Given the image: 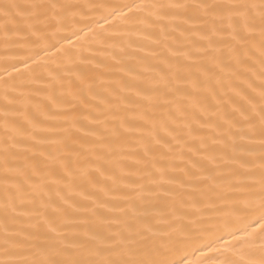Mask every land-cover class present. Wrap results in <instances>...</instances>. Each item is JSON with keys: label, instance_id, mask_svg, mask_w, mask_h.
<instances>
[{"label": "snow or ice", "instance_id": "snow-or-ice-1", "mask_svg": "<svg viewBox=\"0 0 264 264\" xmlns=\"http://www.w3.org/2000/svg\"><path fill=\"white\" fill-rule=\"evenodd\" d=\"M0 264H264V0H0Z\"/></svg>", "mask_w": 264, "mask_h": 264}, {"label": "bare ground", "instance_id": "bare-ground-1", "mask_svg": "<svg viewBox=\"0 0 264 264\" xmlns=\"http://www.w3.org/2000/svg\"><path fill=\"white\" fill-rule=\"evenodd\" d=\"M102 2L112 3V4H118V3L125 2V0H102Z\"/></svg>", "mask_w": 264, "mask_h": 264}]
</instances>
